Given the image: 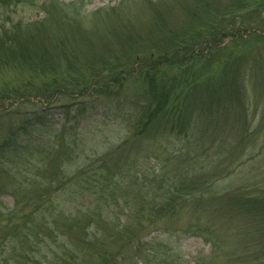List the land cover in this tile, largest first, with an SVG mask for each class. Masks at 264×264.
I'll list each match as a JSON object with an SVG mask.
<instances>
[{
	"label": "trees",
	"instance_id": "1",
	"mask_svg": "<svg viewBox=\"0 0 264 264\" xmlns=\"http://www.w3.org/2000/svg\"><path fill=\"white\" fill-rule=\"evenodd\" d=\"M247 1L123 0L87 15L84 0H50L40 20L0 23V70L27 71L44 80L43 86L0 90V100L18 101L16 110L23 112L0 138V171L19 184L12 191L13 207L1 213L6 223H0V264H191L152 246L148 252L143 239L192 202L201 213H190L189 225L212 243L211 252L194 264H264V182L233 191L214 186L231 173L222 167L229 160L227 140L234 132L243 139L253 135L241 71L247 62L229 56L210 72L226 37L261 38V9L244 16ZM20 3L0 0V8ZM145 13L150 23L142 22ZM177 14L182 25L172 23ZM95 15L104 19V27L96 29L102 41L97 44L86 25ZM61 61L66 69H60ZM133 76L143 80L144 98L129 136L114 150L71 172L60 142L31 138L41 117L38 109L24 107L26 101L38 97L44 110L59 103L57 93L99 94L83 99L80 115L90 109L86 101L93 104ZM9 115V107L0 109V119ZM160 135L182 142L170 154L179 162L141 175L136 160L152 143L158 159L166 147ZM64 146L75 153L72 143ZM133 147L138 153L131 156L126 152ZM216 148L217 158L205 159Z\"/></svg>",
	"mask_w": 264,
	"mask_h": 264
},
{
	"label": "rangeland",
	"instance_id": "2",
	"mask_svg": "<svg viewBox=\"0 0 264 264\" xmlns=\"http://www.w3.org/2000/svg\"><path fill=\"white\" fill-rule=\"evenodd\" d=\"M49 1L50 0H22V3L17 6H10L5 9L0 8V23H9L8 21L29 22L40 20L45 16L42 8L44 4ZM59 1L70 2L72 0ZM84 1L85 12L87 15H91L102 7L116 6L123 0ZM242 5H245L242 10L244 16L254 12L255 9H261V13L258 15L261 26L257 27V32L261 34V38L255 37L249 42L248 39L241 41L239 37H226L225 44L222 46L224 48L217 51L220 60L219 62L215 61L217 63L214 62V66L210 70V72L215 73L218 63L222 64L229 56L230 58L233 56L237 60L238 58H244L242 61L245 60L247 62L246 66L241 71L245 74L243 78L246 79V93L248 97H250L249 110L251 114L248 117V122L251 126L253 135L248 134L246 139H243V136H238V138L234 132L231 140H227L229 144V160H227L226 164H223L222 167L229 166L231 173L229 172L230 174H228V176L214 183V186L226 191H233L236 189V186L241 184L247 185L248 183L250 184L256 181L257 183L255 185H258L261 181L262 183L264 182V0H251L250 3L247 1L242 3ZM131 10L132 9H130L128 5L125 6L126 13H130ZM182 19L183 17L177 14L172 23L174 25H182ZM141 20L143 23H150V16L145 13ZM103 21V17L96 15L88 17L86 21V25L88 26L87 32H89L88 36L92 37L96 44L97 42H102L100 40L101 34H99L96 29L104 27V25L101 24ZM148 28L149 27H146L145 29L147 30ZM253 32L252 30L249 31L246 33L245 37L247 38V36ZM98 57H101L100 51ZM65 67L66 62L61 61L60 69H66ZM246 68H248L247 72L245 70ZM142 81L141 78L136 76L130 77L119 90L116 89V91H112L110 94L101 93L100 96L95 97V101L91 105L86 101V105L90 109L80 115L77 111L85 104L83 99L99 94H93L91 92L80 93V95L69 92L57 93L58 96L60 95L58 99L59 103H53L44 110L41 109L42 105L39 104L38 97L31 98L32 100L30 101L25 100L26 103L23 104L24 107L26 109H38V113L41 117L39 118L40 123H35V129L31 130V138L38 143H51L52 141L60 142L58 148H65L60 151L63 152L65 168L69 171L73 172L80 166H87L96 157L105 155L114 150L117 145H120L129 136L130 125L137 116V103L144 98L145 85ZM31 83L34 84L35 87H37V85L43 86L44 80L42 78H33L27 71L17 69L0 70V90L4 88L15 89L19 86L29 85ZM101 89H103V86H101ZM42 103L47 104V101ZM3 104L5 106H3ZM18 104V101L0 100V109L3 107L10 108L9 117L7 116L6 119H0L4 121L0 126V138L8 130L10 122H14L17 118L23 116V112H21L20 109V112L16 110ZM235 106L237 107L236 103ZM235 106L233 105V107ZM231 112L235 114L231 115V118H234L237 111L235 112L232 110ZM241 113L243 114V111ZM75 114L78 115L76 121H74ZM31 115L32 113L28 116ZM241 117H243V115H241ZM243 127L244 124L242 125V133L244 132ZM255 130L257 131L255 132ZM20 135L23 139L28 137L23 133H20ZM258 136L259 139L257 140L256 138ZM160 137L163 139L166 147L163 148L158 159H156V154H152L155 152L153 146H156L155 143H152L150 144L151 151L141 154L138 160H136L137 169L140 170L141 175L153 171V168H156L158 171V169H161L164 165H169L171 168L178 164L179 159L170 158L172 156L170 154L172 151L178 150L182 142L171 143L170 140L172 138L166 139L163 135H160ZM68 143H72V145L76 146L75 153L70 148L66 149L67 147L64 145ZM183 143L186 144L185 142ZM187 144L190 145V143ZM234 147L238 149L234 150ZM128 150L130 152L126 153H130L131 156L134 154L137 155L138 153L134 147ZM217 150L218 148L207 150L208 153L205 159L217 158ZM172 154L177 153L174 152ZM116 157L117 155L115 158ZM18 185L19 184L16 183L14 179L0 171V218H3L1 213L7 212L9 208L13 207L15 198L12 195V191ZM34 188H37V186L35 185ZM35 191L36 189L34 193ZM64 197L65 199H71L68 194H65ZM64 202H66V200L63 201V203ZM198 204L197 202L187 204L182 208L180 213L164 219L161 231H154L144 237L143 240L149 242L148 245L145 246L146 250L149 252L152 246L161 254L165 251H169L171 255L185 261V263L191 264L195 263L197 257L209 254L212 250V243L206 241L202 236L195 235V230L189 225L191 221L190 213H201V211L197 209L199 206ZM0 223L5 225L6 221H1ZM150 258L152 260L151 256ZM137 264L143 263L139 262ZM153 264L158 263L153 260Z\"/></svg>",
	"mask_w": 264,
	"mask_h": 264
}]
</instances>
